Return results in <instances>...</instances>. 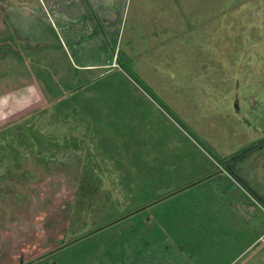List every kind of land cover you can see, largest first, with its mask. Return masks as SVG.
<instances>
[{
  "label": "rangeland",
  "instance_id": "374dc122",
  "mask_svg": "<svg viewBox=\"0 0 264 264\" xmlns=\"http://www.w3.org/2000/svg\"><path fill=\"white\" fill-rule=\"evenodd\" d=\"M0 264H264V0H0Z\"/></svg>",
  "mask_w": 264,
  "mask_h": 264
},
{
  "label": "crops",
  "instance_id": "0c3cea01",
  "mask_svg": "<svg viewBox=\"0 0 264 264\" xmlns=\"http://www.w3.org/2000/svg\"><path fill=\"white\" fill-rule=\"evenodd\" d=\"M85 32H87V35H86V33H84V34L87 37H89V38H90L91 35H93L91 30H88L87 29ZM154 33L155 32L153 31V34ZM153 34H152V36L154 37L156 34H154V35ZM78 37H79V35H78ZM186 40H190V37L187 36L186 37ZM79 41H80L79 38L77 40H75V41L73 40V45H75V48H78L77 45H78ZM186 44H187V46H186L187 48L179 47L180 46L179 44L176 45V47L174 45L173 46L170 45L169 47L171 48L170 49L171 51H175L178 54V60H179L180 65H183V63L188 64V65H190V64L193 65L194 61L195 62H198V60H200V57H197L196 56V54L198 52H195L194 51L195 50L194 48H189V46H190L189 42H186ZM147 49L148 48H146V50H144V52H143L144 55H146ZM145 60H147V59H145ZM203 60H205V58H203L202 61L201 60L200 61L201 62H205ZM152 61L153 60L150 58L149 59V62H152ZM114 65L115 66H118L117 63H115ZM96 66H99V64L98 65H95V64H92V65H90V64L81 65V67L83 69H85V70H90V69L96 68ZM127 81L132 86L134 85L133 87H137L132 80L127 79ZM195 82H197V80ZM199 82H200V84L202 83L201 81H199ZM130 96H133V98H134V103H133L134 105L130 109H127L126 107L124 109L123 106H122L121 113L118 115V117L116 119H115V117H112L111 118V117L107 116L106 113H103V114H100L101 116L95 117L96 118V121H93V120H91L89 118V113L87 114L88 115L87 116L88 118L85 117V115H84V119L83 120L86 123V132H85V136L84 137L86 138V136H88V134H89L90 137H91V135H93L95 137L93 139H96V140H94V142H93V140L91 141V139H90V141L93 143L92 146L97 145V143L100 144V147L101 146H104L105 144L101 141L102 139L100 137L103 136V135H106V134L107 135L108 134L109 135H112V137H114V135H118V134L125 135V134H130V132H132L134 134L144 133V131H143L144 129L142 128L144 126H140L139 125V124H141L139 122L141 120H139V117H136V113L138 112V111L136 112V110L138 109L137 108V103L140 102V99H143V100H147L146 103L147 104L148 103L150 104V108L152 109L153 112L156 113V115H160V117H162L163 119L165 118L169 122H171V124L173 126V129L177 132V134L180 135V138L182 137L181 139L185 140L184 142L188 146L194 148V150H196L199 154L201 153L202 156L205 158L206 163L209 166L211 164L212 165L214 164V166L217 165L218 162L215 161L204 149H202L201 146L190 135H188L177 124H175L172 121H170L171 118H169L168 114L164 110H161L160 107L158 105H156V103L154 102V100L149 95H147L145 93H141V94L139 93V94H134V95H130ZM89 98L90 97H88V98L85 97L83 99V101L84 102H87V101H89L88 100ZM104 98H105V96H103V97L100 96V97H97L96 99H93V101L95 102V107H94L95 110L98 111L100 109V107H103V104H102L103 102L102 101L104 100ZM126 99H127V97H125V96H119L118 99H116V97H115V102H121V104H122V102H124ZM91 100H92V98H91ZM100 100H101V103H100ZM84 107H87V109H88L89 105L88 106H85L84 105ZM92 113H94V112H92ZM94 114H96V112ZM142 117H141V119H142ZM136 119H138V120L135 121ZM143 123L144 122H142V124ZM203 174H205V172Z\"/></svg>",
  "mask_w": 264,
  "mask_h": 264
},
{
  "label": "trees",
  "instance_id": "16d2710c",
  "mask_svg": "<svg viewBox=\"0 0 264 264\" xmlns=\"http://www.w3.org/2000/svg\"><path fill=\"white\" fill-rule=\"evenodd\" d=\"M149 96L155 100L154 96H152L151 94ZM163 109L166 110L165 108H163ZM178 123L180 124V122H178ZM37 125H38V123L36 121V123L34 125V129H37ZM180 125L184 128L182 123ZM34 133H35V135H34ZM34 133H33V135H34L33 136L34 137L33 140L36 142V143L35 142L34 143L35 144H37V143L40 144L41 141L44 140L43 138H44L45 134L41 133L42 134L41 135V134H39V132L37 130H35ZM190 136H192V135L190 134ZM192 137L215 161H217L220 165H222L233 177H235L237 179V177L231 171V169L229 167H226V165L230 163L228 158L231 157V156H235V157L237 156V158L245 156L246 154H248L252 150V148L250 146L243 147L242 149H240V151L237 154L235 153L234 155H231V156L229 155V156H226V157H220L219 155L215 154L212 151V149L209 146H207L203 141H200L199 139H196L194 136H192ZM223 161H225V163H223Z\"/></svg>",
  "mask_w": 264,
  "mask_h": 264
}]
</instances>
